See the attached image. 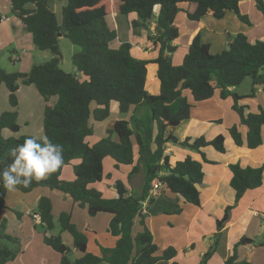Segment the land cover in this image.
Wrapping results in <instances>:
<instances>
[{"label": "trees", "instance_id": "obj_1", "mask_svg": "<svg viewBox=\"0 0 264 264\" xmlns=\"http://www.w3.org/2000/svg\"><path fill=\"white\" fill-rule=\"evenodd\" d=\"M9 1L13 15L32 35L35 47L39 51H49L52 58L34 65L28 73H8L0 66V89H7L11 107L10 111L0 114V171L11 163L9 150L29 137L4 140L2 135L4 130L19 133L18 91L22 86H33L45 101L44 135L63 146L64 165L41 181H33L27 187L17 186L16 189L25 194L39 188L57 190L69 196L73 204L85 209L90 217L108 214L111 219L107 232L117 238L114 247L101 246L100 255L90 253L87 235L78 229L72 222V214L67 212L61 213L58 219L61 233L52 234L55 229L52 201L42 197L34 215L40 218V225L45 230L44 244L60 255V264H157L160 261L179 264L174 260L177 251L172 247L158 255L159 247L146 224L144 204L147 208L153 204L155 198L150 197V192L153 183L158 181L164 191L182 198L185 203L201 207L200 186L205 176L202 162L187 156L183 161L172 164L165 156V149L169 144L187 148L198 152L204 161L206 157L202 150L206 147L226 152L224 135L212 140L187 138L184 142L174 135V130L191 118L195 105L211 100L217 90L222 100L232 98V109L240 118V124L228 130L233 143L249 150L263 145L264 108L259 106L258 112L252 113L243 101L255 98L260 87L264 89V41L252 42L246 34L238 33L231 38L227 49L213 54L211 45L198 33L182 64L175 66L172 61L177 50L174 42L180 37L175 20L180 12H185L192 22L209 16L222 20L228 13H234L243 23L250 24L248 17L240 12L243 0H68L62 8L61 23L50 0ZM255 1L257 11L264 19V0ZM183 4L194 5L195 10L186 11L181 7ZM130 14L138 16V20L131 24L136 36L142 31L148 32L155 20V35L149 34V39L159 49L157 57H136L128 42L113 48L117 32L109 26L108 17ZM61 37L78 49L74 55L78 63L76 74H68L61 68ZM151 64L158 66L160 90L156 95L146 90L148 66ZM248 78L252 82L248 96L231 91ZM186 91L193 102L185 96ZM54 97L57 98L56 103L50 104ZM112 102L118 104L120 114L133 111L132 119L116 121L108 130L107 137L89 145L86 140L94 133L90 120L106 121L111 115ZM241 126L247 129L245 139L240 132ZM106 158L113 159L117 169L134 166L130 179L143 169L141 189L129 193L122 182H117L118 197H104L94 185L104 179ZM77 159L80 163L74 167L75 179L63 181L65 167ZM228 167L236 205L247 192L264 185V165L242 167L239 162H234ZM7 193L0 184V264L15 260L22 252L18 239L6 234L7 220L3 211L7 208ZM234 208L228 206L223 217L217 220L218 233L229 223ZM15 213L20 219L21 214ZM136 221L140 231L134 235ZM62 233L72 236L79 257L72 258ZM2 241L19 246L10 249ZM251 243L254 241L242 238L224 264H250L238 261L237 248ZM213 251L210 250L208 256Z\"/></svg>", "mask_w": 264, "mask_h": 264}, {"label": "crops", "instance_id": "obj_2", "mask_svg": "<svg viewBox=\"0 0 264 264\" xmlns=\"http://www.w3.org/2000/svg\"><path fill=\"white\" fill-rule=\"evenodd\" d=\"M58 1L60 0H50L51 6L53 2H58ZM181 7L189 12H193L195 10L194 5L183 4L181 5ZM10 12H12L10 1L0 0V43L7 46L8 43L15 44L17 42L18 46L21 48V50L20 49L18 50L22 52L23 56L27 55L25 56V58L28 61V67H26V69H22V67H20L19 69H17L16 72L28 73L34 65L33 63H31L32 61L28 58L30 54L26 53V50L34 54V52L36 51L35 49L37 48L33 44L32 35L30 33L28 34L22 23L15 17V15H11ZM240 12L242 15L248 17L250 24L244 23V26L239 27L241 29L234 34L230 33V31L227 30L228 25H231L233 23L235 24L237 22L236 19H239L237 15L234 13H228L226 17L222 19L223 21L216 20L212 18V16H209L207 17L208 19L206 18L207 21L205 23L204 20H201L199 22H192L187 18L185 12H180L175 20L176 26L178 24V20L181 19V20L189 21L190 28H188L186 32H181V29H178L180 32V37L174 42V46H176L178 49L177 44L183 37V39H185V44H186L185 50L187 53V49L191 45L194 37L198 33H201L203 39L211 45V51L213 52L214 50L213 48H215L214 46L215 44L211 43V40L213 38V35H217V32L214 30L216 28H220V30L221 28H224L228 36L227 38H224V35H222L219 36V38H217L218 40H217L216 48H219L220 52L227 49L231 38L238 33L246 34L250 38V40L255 39V41H257V39H259L261 41H264V19L260 14V12H258L256 9V1L243 0L240 4ZM156 13L157 14L159 13V8L156 9ZM119 16L121 15H112L109 16L107 20V22H109L108 23L109 26L114 30H116L117 32L118 40L116 39L117 42L115 44L114 43L112 44L113 48L115 49L119 48L120 45L124 43L121 37L119 36V32L121 28V23L118 20ZM213 19L216 20L217 22L213 21ZM135 20H138L137 14H130L127 16V21L128 23H130V25L132 24V21ZM245 24L247 25L248 28H246ZM131 34H132V39L134 40V44L130 42L129 43L132 45V53L136 57L141 59H149V58L157 57L159 49L156 48L153 42L150 41L149 39V34L155 35V24L153 25L151 24L150 31L148 32L142 31L139 33L138 36L134 35L131 25ZM205 34H207V36H205ZM23 40L26 42V46L19 44ZM14 52L16 53V51ZM75 53L76 50L73 49V56L75 55ZM17 56L18 57L16 58L13 56L11 60L19 61V63L22 64L21 61L24 58H21L20 55ZM183 59L184 57H181V60ZM74 71L75 73H71V74L77 73L76 67L74 68ZM157 71H158L157 65L151 64L148 66L146 90L151 95L158 94L160 90V82L157 78ZM12 72L15 71L12 70ZM148 88H150L151 91H149ZM0 91H1L0 99H2V103H3V108L0 107V114H1L10 111L11 107L9 106L8 103L7 89L5 88V90H3L2 87ZM34 91H35V87L33 88V86H22L19 89L18 123L22 115L21 104L24 95L27 92L33 95ZM231 91L236 92L240 96H244L237 92V88L231 89ZM261 93H264V89L260 87L255 94V98L246 99L243 101L244 105L249 106L250 112L253 113L258 112L259 105H256V103L254 104V100H256L257 98L256 95ZM38 100L39 99L37 98V101ZM51 101L50 104H52ZM43 103L44 104L43 105L41 104L42 107L40 108L41 109L43 108V112H44V108H45L44 99H43ZM112 104H114L115 106H112ZM199 104H197L198 106L196 105L197 107L195 106L194 109L192 110L191 118L187 121H184L180 126H178L174 130V135L177 137V139L180 142H184L187 138L195 140L201 137H205L207 140H212L218 135H224L226 138V152L220 153L217 152L212 147H206L202 150V152L205 154L206 157V161H204L201 155L196 151H191L190 149L182 148L177 145H172V144L167 145L165 149V156L170 158L172 164H175L179 161H183L187 156H190L194 160H198L202 162L203 172L205 176H204V181L200 186L201 207H195L191 204L185 203L182 198L175 196L174 194L168 191H164L163 189H161L160 194L154 199V202L150 206V208H147L146 203L144 204V214H147L146 224L153 235L154 243L159 247L160 251L158 252V255H161L165 249L172 247L177 251V255L174 260L179 264H224V262L227 259H229L234 253L235 245L242 238L245 237L254 241V243L248 245H240L237 248L238 261L248 262L250 264H264V185L261 188L247 192L244 195V197L240 200V202L236 205L235 191L230 186V180L232 174L228 167L230 163H234V162H239L242 167H249V166L260 167L264 165V143L261 147L255 150H249L246 146L238 147L233 143L232 139L228 135V130L234 125H239L240 118L232 109L233 106L232 98L222 100L220 98L219 90L215 92V95L211 100ZM210 104L212 105L209 106ZM198 107H205L206 111L200 112L201 110H199L198 112H196L195 110ZM116 109L119 112L118 104L116 102H112L111 111L112 110L116 111ZM231 112H234L235 115L237 116L236 118L232 119L231 123H226L227 117L229 114H231ZM24 119H25L24 127L25 128L30 127L31 124L30 121L27 120V118ZM116 121H118V119H116L112 123L111 128H109L108 130L112 129ZM211 123L217 125L218 130L215 129L206 130L205 125ZM41 128H42V133L40 134L44 136L43 125H41ZM22 130H23L22 126L20 125V131L19 133L16 134V136L17 135L20 136ZM240 132L242 133L245 139L247 136V129L241 126ZM21 136H32V135H24L23 133V135ZM262 136L264 142V128H263ZM104 163L105 164L110 163L117 171L124 173V180L126 181L127 184L125 182L124 183L122 181L121 182L124 184L125 188L129 191V193L141 189L143 185V177H144L143 169H141L139 173L135 174L130 179L129 175L131 174L134 166H120L117 169L115 167V161L111 158H106ZM74 179H75V175L72 177L71 174H69L68 179L64 181H71ZM116 183L117 182H115V184ZM9 192L10 191H8V193ZM8 193L6 196V207L8 201L7 198ZM57 193H62V192L57 190H50L47 188L35 189L30 193H26V194L23 193L24 195L22 196V201H21L22 205L19 207L23 211L19 212L18 210L9 209L8 207L6 208L11 213L13 212L12 210L20 213L21 218H23V216L25 215H28L29 217L32 218V229H31V225L27 226L28 237L25 240L21 239L23 242L22 243L23 249L21 247L22 252L16 258L18 259L20 264H31L27 260L30 248H32V246L36 242L38 244L40 243V238L38 234H36V226L40 225V223L34 219L33 215L36 214L39 201L42 197H48L52 201L53 206H54V199L56 198L66 201V205H67L66 209L68 208L67 213L72 214V222L75 225L80 220L87 222L88 219H96V217L99 215L98 214L95 217H90L85 209H82L77 205L73 204L69 196H67L64 193L62 194H64L65 196H61L60 194ZM113 197H118L117 191ZM68 199H70L71 202H69ZM228 206H235V208L232 210L229 223L220 233H218L216 229V222L217 220L223 217L224 211ZM76 207L80 208L82 211L76 212L75 211ZM13 215L16 219H19L16 213ZM53 215L55 219V214L53 213ZM78 229L80 231L85 232L86 235L88 234L87 237H88V251H89V245H90L89 235H91V237L96 242L95 238L98 237V234L93 229H91L90 225ZM139 231H140V227L138 225V221H136V226L134 228V235H136ZM65 236L66 233H62L63 241H65L64 240ZM111 239L114 241V243L112 242V240H110L109 244L110 246L114 247L116 245L117 238L112 237ZM72 243L71 245H67V246L71 250L72 258L73 257L77 258L80 256V253L77 252L76 249L74 248V241H72ZM100 247L101 246L97 245L96 247L97 251H95L93 254L100 255ZM212 249H214V251L212 252L211 255L208 256V252ZM33 253L34 252H32V254ZM14 262H9L7 264H13ZM157 264H170V262L160 261Z\"/></svg>", "mask_w": 264, "mask_h": 264}, {"label": "rangeland", "instance_id": "obj_3", "mask_svg": "<svg viewBox=\"0 0 264 264\" xmlns=\"http://www.w3.org/2000/svg\"><path fill=\"white\" fill-rule=\"evenodd\" d=\"M67 2H68V0H60L58 2L52 3V8H53L54 12L56 13V16H57L60 23L62 22V8L67 5ZM10 14L13 15L12 12H10ZM118 18H119L118 20L121 23L119 36L121 37L122 41L128 42V43L130 42V43L134 44V40L132 39V34H131V25L127 21V16H119ZM207 19L206 18L204 19L205 23H206ZM209 19H211V18H209ZM235 19H236V17H235ZM236 20H237V22L235 24L233 23L231 25H228V27H227V30L230 31V33H232V34L238 32L241 29L239 27L244 26L243 22H241L239 19H236ZM213 21H216V20L213 19ZM221 21H223V20H221ZM218 22H220V21H218ZM153 24H155V20L152 21V25ZM177 26H178V29H181V32H186L188 30V28H190L189 27V21L181 20V19L178 20ZM246 28H248L247 25H246ZM214 30L217 32V35H213V38L211 40V43L215 44L214 45L215 48H213L214 50L212 53L218 54V53H220V49L216 48L217 40H218L217 38H219V36H222V35H224V38H227L228 36H227L224 28H221V30H220V28H216ZM151 32H153V31H151ZM235 35H237V34H235ZM205 36H207V34H205ZM117 40H115L114 44L117 42ZM257 40H259V39H257ZM251 41L255 42V39H252ZM259 41H261V40H259ZM19 44L26 46V42L24 40ZM177 45H178V49L172 55V61H173V64L175 66H180L182 64V61H183V60H181V57H185V54H186L185 39H183V37H182V39L178 42ZM60 48H61V52L63 55V63L61 64V68L63 69L64 72H66L68 74L75 73V71H74V68H75L74 61L75 60H74V56H73V49H75L76 51L78 49L74 45H72V43L68 39H66L64 37L60 38ZM18 49L21 50V48L18 46L17 42L15 44L14 43H11V44L8 43L7 46L0 43V66L3 70H5L8 73H12V70L16 72L17 69H19L20 67H22V69H26V67H28V61L25 58V56H27V55L23 56L22 52L19 51ZM35 50H36L35 52L33 51L34 54L32 52L26 50V53L30 54L28 58L32 61L31 63H33V65L43 64L52 58V54L49 51H39L38 49H35ZM14 51H16V53ZM17 55H20L21 58H24L21 61L22 64H20L19 61L14 60L15 61L14 62L13 60H11L13 58V56L15 58L18 57ZM251 89H252V82H251V79L248 78L240 87L237 88V92L241 95L248 96L251 93ZM3 90H5V87H3ZM148 90L151 91L150 88H148ZM34 92L36 93L37 90L35 89ZM34 92H33V95L28 93V92L25 93L24 98L22 100V104H21L22 115H21V119L19 121V124L22 126V129H23L21 132V135H23V133H24V135L42 136V134H40V133H42L41 125H43V108L41 109L40 107H42L41 104L43 105L44 103H43V99L39 95V93L37 92L35 95ZM0 96H1V91H0ZM185 96L187 97V99L190 102H193V99H192V97L188 91L185 92ZM256 96H257V98H256V100H254V104L256 103V105H259V106L261 105V107L264 108V93L257 94ZM37 98L39 99L38 101H37ZM35 101L37 102V104ZM56 101H57V98L54 97V98H52L51 103L55 104ZM38 102H39V104H38ZM8 103H9V101H8ZM211 105L212 104H210L209 106H211ZM9 106H10V104H9ZM112 106H115V105L112 104ZM0 107L3 108L2 99H0ZM93 107H95V104L93 105ZM199 110H201L200 112L206 111V108L205 107H198L195 111L198 112ZM132 116H133V111H131L127 115H123V114H119V112L116 109V111L115 110L111 111L110 117L104 122L98 123V122H95L91 119L89 124L93 128L94 133L91 137L87 138V140H86L87 143L89 145H94L100 139L107 137V135H108L107 131L109 128H111L112 123L116 119L130 121L132 119ZM236 116L237 115H235L234 112H231V114H229L227 117L226 123H231L232 119L236 118ZM24 118H27V120L30 121V123H31L30 127H28V128L24 127V120H25ZM205 128H206V130H210V129L218 130V126L213 124V123L208 124V125L206 124ZM20 136L19 135L16 136V134H13L8 130H4L3 135H2L4 140L9 139L10 137H20ZM108 162H110V161H108ZM79 163H80V160L77 159V160L73 161L72 163H70L69 165L66 166L64 174L62 176L63 181L68 179L69 174H71L72 177L74 176V167L76 165H78ZM71 181H73V180H71ZM118 181H120V182L122 181L123 183L124 182L126 183V181L124 180V173L117 171L112 166V164H110V163L105 164L104 163V179L101 183L94 185V188L101 191L104 194V197H106V198L111 197L112 198L114 196V194L116 193L115 182H118ZM57 194H60L61 196H65L62 193H57ZM23 195L24 194L21 193L17 189L15 191H10L8 193V197H7L8 198L7 207L9 209L18 210L19 212L23 211V210H21V208H19L22 205L21 201H22ZM68 200H69V202H71L70 199H68ZM15 207H17V208H15ZM66 207H67L66 201L59 199V198L54 199V206H53L54 211H53V213L55 214V219H54L55 229L52 232L54 235H59L61 232V228H60V225L58 222V218H59V214L61 212H63V211L68 212V210H67L68 208L66 209ZM23 209H25V208H23ZM14 210H12L13 211L12 213L8 209H6L3 212L4 217L7 220L6 234H8L9 236H11L13 238L18 239L19 245L23 249V244H22L23 242L21 239L25 240L28 237L27 236V233H28L27 226L31 225V229H32V218L29 217L28 215H25L21 219H16L13 215V214H15ZM75 211L79 212L82 210L80 208L76 207ZM23 213H25V212H23ZM109 222H110V217L108 214H99L96 217V219H88L87 222L80 220L79 222L76 223L78 228H84L87 225H90L91 229H93L98 234V237L95 238L96 242L91 237V235H89V238H90L89 252L90 253H94L95 251H97V249H96L97 245L98 246H104V247H113V246H110V244H109L110 240H112L111 239L112 237L107 232ZM36 234H38V236L40 238V243L38 244L36 242L32 246V248H30L27 260L31 264H59L60 263V255L58 253L54 252L51 248L44 245L43 241H44V237H45L44 236L45 230L41 227V225L36 226ZM64 240H65L64 242L66 245H71V243L73 241L71 235H69L67 233H66V236L64 237ZM112 242L114 243L113 240H112ZM2 244L7 245L10 249H15L16 247L19 246V245L15 246L12 242H7V241H2ZM32 252H34V253L32 254ZM10 262H14L13 264H20L18 259H15V260L10 261Z\"/></svg>", "mask_w": 264, "mask_h": 264}, {"label": "clouds", "instance_id": "obj_4", "mask_svg": "<svg viewBox=\"0 0 264 264\" xmlns=\"http://www.w3.org/2000/svg\"><path fill=\"white\" fill-rule=\"evenodd\" d=\"M64 149L46 135L29 136L22 144L9 150L11 163L0 171V184L7 191L29 186L55 173L64 165Z\"/></svg>", "mask_w": 264, "mask_h": 264}, {"label": "built area", "instance_id": "obj_5", "mask_svg": "<svg viewBox=\"0 0 264 264\" xmlns=\"http://www.w3.org/2000/svg\"><path fill=\"white\" fill-rule=\"evenodd\" d=\"M161 189H162V185L160 184V182L158 181H155L153 183V187H152V190L150 192V197L151 198H156L160 192H161ZM34 219L40 223V218L37 216V215H34Z\"/></svg>", "mask_w": 264, "mask_h": 264}, {"label": "water", "instance_id": "obj_6", "mask_svg": "<svg viewBox=\"0 0 264 264\" xmlns=\"http://www.w3.org/2000/svg\"><path fill=\"white\" fill-rule=\"evenodd\" d=\"M74 64H75V67H77L78 66V63H77V61H74ZM81 78H82V76H80Z\"/></svg>", "mask_w": 264, "mask_h": 264}]
</instances>
